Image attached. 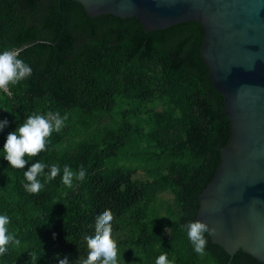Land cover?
I'll list each match as a JSON object with an SVG mask.
<instances>
[{
    "label": "trees",
    "instance_id": "1",
    "mask_svg": "<svg viewBox=\"0 0 264 264\" xmlns=\"http://www.w3.org/2000/svg\"><path fill=\"white\" fill-rule=\"evenodd\" d=\"M203 36L196 20L146 31L136 17L90 16L76 0H0V53L18 49L32 68L9 84L11 95L0 90V120L8 121L0 130V215L21 241L0 264H31L32 251L37 264H59L57 255L75 264L105 208L118 264H155L163 253L172 264L228 263L207 233L197 254L183 227L197 220L199 195L231 135L224 97L200 57ZM49 112L68 119L45 151L13 169L4 159L7 134ZM36 161L61 172L31 194L24 171ZM65 165L86 173L71 188L61 182ZM229 264L264 262L239 249Z\"/></svg>",
    "mask_w": 264,
    "mask_h": 264
},
{
    "label": "water",
    "instance_id": "2",
    "mask_svg": "<svg viewBox=\"0 0 264 264\" xmlns=\"http://www.w3.org/2000/svg\"><path fill=\"white\" fill-rule=\"evenodd\" d=\"M76 1L90 16L136 17L146 31L202 25L200 57L224 97L231 135L196 219L215 230L210 237L227 264L239 249L264 262V0Z\"/></svg>",
    "mask_w": 264,
    "mask_h": 264
},
{
    "label": "clouds",
    "instance_id": "3",
    "mask_svg": "<svg viewBox=\"0 0 264 264\" xmlns=\"http://www.w3.org/2000/svg\"><path fill=\"white\" fill-rule=\"evenodd\" d=\"M19 54L18 49L0 53V90L7 92L9 84H17L31 76L32 68L18 58ZM67 119V113L61 117L59 112H49L46 115L33 113L27 116L15 131L7 134L3 145L4 159L13 169H24L29 162L25 157H35L45 151L47 138L53 131L59 132ZM7 124L6 119L0 120V130H3ZM60 172L58 164L32 162L27 171H24V178L27 182L23 184V188L28 193L38 194L43 189L44 183L55 179ZM85 175L82 166L78 172H74L65 165L61 182L71 188L74 178L83 180ZM42 179L44 183H42ZM113 218V212L108 208L96 216L94 233L84 237L88 250L86 258L77 260L75 264H118V246L112 231ZM9 223L10 218L7 214L0 215V256L7 253L10 244L16 246L21 244L14 234H9L7 228ZM183 227L194 251L202 255L207 243L205 234L211 235L215 230L210 229L207 223L200 220H190ZM28 254L31 264H37L39 259L37 253L32 251ZM57 259L59 264H69L67 256L59 259V255H57ZM155 264H172V262L168 260L167 253H163L156 258Z\"/></svg>",
    "mask_w": 264,
    "mask_h": 264
},
{
    "label": "rangeland",
    "instance_id": "4",
    "mask_svg": "<svg viewBox=\"0 0 264 264\" xmlns=\"http://www.w3.org/2000/svg\"><path fill=\"white\" fill-rule=\"evenodd\" d=\"M139 174L142 178L147 177V175L145 174V172L143 170H139ZM163 197L166 199V201H172V195L170 193H165L163 195Z\"/></svg>",
    "mask_w": 264,
    "mask_h": 264
},
{
    "label": "built area",
    "instance_id": "5",
    "mask_svg": "<svg viewBox=\"0 0 264 264\" xmlns=\"http://www.w3.org/2000/svg\"><path fill=\"white\" fill-rule=\"evenodd\" d=\"M3 91V90H2ZM5 92V91H4ZM6 94H8V95H11V90H10V87L8 86V91L7 92H5Z\"/></svg>",
    "mask_w": 264,
    "mask_h": 264
}]
</instances>
